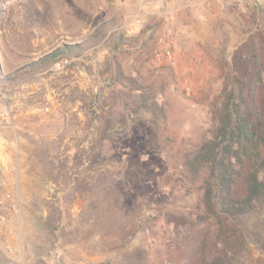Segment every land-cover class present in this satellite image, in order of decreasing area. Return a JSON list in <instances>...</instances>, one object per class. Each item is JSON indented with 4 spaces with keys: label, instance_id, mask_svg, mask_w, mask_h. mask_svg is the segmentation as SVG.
<instances>
[{
    "label": "rangeland",
    "instance_id": "rangeland-1",
    "mask_svg": "<svg viewBox=\"0 0 264 264\" xmlns=\"http://www.w3.org/2000/svg\"><path fill=\"white\" fill-rule=\"evenodd\" d=\"M88 38L95 41L76 53L7 78ZM115 59L163 90L166 122L147 139L137 128L117 134L123 123L112 114L118 158L139 170L130 174L138 206L126 219L112 204L108 211L93 205L86 172L88 185L59 203L54 230L46 219L55 173L46 170L45 150L63 155L61 142L75 153L83 119L75 91L93 97L106 88ZM256 65L264 73V0H0V264H201L192 236L187 248L169 245L174 220L197 197L176 180L181 149L200 142L212 125V103L226 78L238 88L252 81ZM255 88L262 107L264 85ZM96 165L119 168L114 155ZM249 226L262 243L248 244L246 264H264V208Z\"/></svg>",
    "mask_w": 264,
    "mask_h": 264
},
{
    "label": "trees",
    "instance_id": "trees-1",
    "mask_svg": "<svg viewBox=\"0 0 264 264\" xmlns=\"http://www.w3.org/2000/svg\"><path fill=\"white\" fill-rule=\"evenodd\" d=\"M106 26L100 24L97 31L102 32ZM92 41L95 40L88 38L83 43L65 44L22 66L21 72L8 74L7 78L14 81L26 71L41 70ZM123 41L121 37L116 40L119 44ZM113 64L106 88L101 87L93 97L83 90L75 91L83 115L82 136L75 153L68 154L70 146L61 142L63 155L54 156L45 150L49 157L46 170L55 173L56 188L46 219L54 230L61 223L59 203L66 197L73 198L80 186L88 185L86 172L91 177L87 190L93 194V205L108 211L107 205L112 204L126 219L134 217L138 206L137 197L130 191V174L139 170L125 158H118L122 144H113L110 139L112 114H118L123 123L124 130L117 134L137 128L147 139L166 122L165 106L159 100L163 90L162 86L158 88L126 73L118 60ZM252 74V81L238 83V88L231 77L226 78L212 103V125L200 142L188 143L181 149L176 180L189 192L192 187L197 197L194 206L174 220L169 245L187 248L192 236V248L201 264H246L248 244L262 243L259 232L249 226V219L264 208V105L260 107L257 103L255 91L256 86L264 85V73L256 65ZM110 155L119 164L117 171L97 167L104 156Z\"/></svg>",
    "mask_w": 264,
    "mask_h": 264
},
{
    "label": "built area",
    "instance_id": "built-area-1",
    "mask_svg": "<svg viewBox=\"0 0 264 264\" xmlns=\"http://www.w3.org/2000/svg\"><path fill=\"white\" fill-rule=\"evenodd\" d=\"M164 56L167 58V59H171L172 58V52L170 50H166L164 52ZM156 57L158 58L159 57V54L156 55ZM56 66H59V63L56 62L55 64Z\"/></svg>",
    "mask_w": 264,
    "mask_h": 264
}]
</instances>
